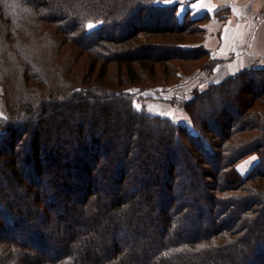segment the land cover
<instances>
[{
	"label": "trees",
	"instance_id": "16d2710c",
	"mask_svg": "<svg viewBox=\"0 0 264 264\" xmlns=\"http://www.w3.org/2000/svg\"><path fill=\"white\" fill-rule=\"evenodd\" d=\"M176 6L0 0V264H264V67L173 96L190 124L138 109L106 77L115 62L120 83L161 70L177 84L170 68L196 60L212 74L208 16ZM154 33L173 36L158 55L137 44ZM81 51L89 66L75 70Z\"/></svg>",
	"mask_w": 264,
	"mask_h": 264
},
{
	"label": "rangeland",
	"instance_id": "374dc122",
	"mask_svg": "<svg viewBox=\"0 0 264 264\" xmlns=\"http://www.w3.org/2000/svg\"><path fill=\"white\" fill-rule=\"evenodd\" d=\"M192 0H179V2L177 3H172V4H177L178 6L175 7V10L177 11V15L178 16H182L183 13L185 12V4H189ZM206 16H208V14H205ZM143 21H139L138 24H141L140 26H149L151 27V25L153 24H149V21H145L147 19V15H143L142 16ZM147 23L145 25H143L144 23ZM160 24H156V27H160ZM59 36V35H58ZM148 36V37H147ZM141 42H137V44L140 45H147V44H151V46L154 48L152 49V51L155 53V55H158V51H155V48L158 47H168L167 41L173 42V36L171 34H163V35H159V34H151V35H145V37H141ZM184 40H186L185 42L189 43V44H196L197 43V39L193 36V35H184ZM137 45V46H138ZM148 46V45H147ZM75 45H73L71 42L67 41L60 49V51H62L61 53L67 54V52H69V54H67L69 56V58L71 56H73V52H77V49H75ZM77 48V47H76ZM128 48V47H127ZM129 52H131V48H129ZM73 58V57H72ZM259 57H257L258 59ZM100 59V58H99ZM89 53L86 51H81L80 55H77L75 58V65L74 68L75 70H78V68H84V70L86 69L87 66H89ZM101 60H96L95 62V69L97 70L98 67L101 65ZM200 62H198V60L193 61V63H189V65H178L173 68H170V74H172L174 72V70L179 71L180 74V81L177 84H167L170 83L172 81H174L173 77H169L167 78V80L165 82H163V72L160 70V72H157L159 75L154 76L153 80L152 78H150L151 76H149V74L146 71L142 70V74H143V78L135 83V82H130L128 79V76L125 74L127 71L125 68L122 69V74L124 75V80H122L123 82L120 83V78H119V72H117L116 70V65L117 63H110L109 64V69L106 72V77L110 80V85L113 88H127V91H129L131 94V96L134 99V103L137 105H140L139 108H141L142 106L145 107V109L147 110V112H149L150 114H159L160 113H171L172 115H161V116H165L171 119H174L175 121L178 122H182L185 124H190V122L188 121V115L184 112L183 109H181L178 105L173 106L170 102V100L173 98V96L178 95V93H180L179 96H182L184 93L185 97H189V92L191 89L196 88V87H200V88H204L205 85L208 83V81H211L213 78H211V75H206V74H202V73H198L199 69L197 67H199ZM191 64V65H190ZM174 66V65H173ZM135 67L137 68V64H135ZM159 66L156 65V68H158ZM195 68V69H193ZM137 71H140V69L137 68ZM128 73V72H127ZM206 73V72H205ZM213 73V72H212ZM95 77V75L93 76V78ZM219 78V77H217ZM107 80V79H106ZM214 81V79L212 80ZM165 83L166 85H163L162 87H159V84H163ZM158 85V86H155ZM130 90H138V91H130ZM188 94V95H187ZM178 96V97H179ZM218 100H222V103H217ZM225 98L222 97H216L215 101H211L209 104H207V106L210 109L209 111H211V109L214 110V112H218L221 107H225ZM0 114L1 115H5L6 111H5V107H4V103L2 101V96L0 93ZM257 160L256 156H251L248 157L247 159H245L240 165L238 170L240 171V173H245ZM248 162V163H245ZM202 208V214L204 217L207 216V209L203 206H201Z\"/></svg>",
	"mask_w": 264,
	"mask_h": 264
},
{
	"label": "crops",
	"instance_id": "0c3cea01",
	"mask_svg": "<svg viewBox=\"0 0 264 264\" xmlns=\"http://www.w3.org/2000/svg\"><path fill=\"white\" fill-rule=\"evenodd\" d=\"M224 8L225 17L212 16ZM186 9L192 16L208 14L202 44L221 60L211 74L215 82L244 68L264 67V0H192Z\"/></svg>",
	"mask_w": 264,
	"mask_h": 264
},
{
	"label": "snow or ice",
	"instance_id": "6c2138e0",
	"mask_svg": "<svg viewBox=\"0 0 264 264\" xmlns=\"http://www.w3.org/2000/svg\"><path fill=\"white\" fill-rule=\"evenodd\" d=\"M165 2H166V3H177V2H179V0H165ZM195 6H196V5H193V7H195ZM88 27H89V28H92V27H94V25L90 23V24L88 25ZM130 91H138V90H130ZM134 106L137 107L138 109H139V107H140V105H137V104H135V103H134ZM160 114H161V115H172L171 113H160ZM245 163H248V162H245Z\"/></svg>",
	"mask_w": 264,
	"mask_h": 264
},
{
	"label": "built area",
	"instance_id": "2783aa9c",
	"mask_svg": "<svg viewBox=\"0 0 264 264\" xmlns=\"http://www.w3.org/2000/svg\"><path fill=\"white\" fill-rule=\"evenodd\" d=\"M260 61V58L256 59V62H259Z\"/></svg>",
	"mask_w": 264,
	"mask_h": 264
}]
</instances>
